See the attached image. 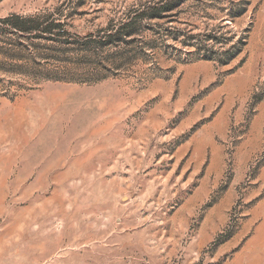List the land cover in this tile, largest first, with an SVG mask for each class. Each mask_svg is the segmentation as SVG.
Wrapping results in <instances>:
<instances>
[{"label": "rangeland", "instance_id": "374dc122", "mask_svg": "<svg viewBox=\"0 0 264 264\" xmlns=\"http://www.w3.org/2000/svg\"><path fill=\"white\" fill-rule=\"evenodd\" d=\"M0 264H264V0H0Z\"/></svg>", "mask_w": 264, "mask_h": 264}, {"label": "trees", "instance_id": "16d2710c", "mask_svg": "<svg viewBox=\"0 0 264 264\" xmlns=\"http://www.w3.org/2000/svg\"><path fill=\"white\" fill-rule=\"evenodd\" d=\"M7 21H9V20L8 19L4 20V22H7Z\"/></svg>", "mask_w": 264, "mask_h": 264}]
</instances>
